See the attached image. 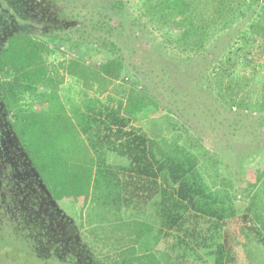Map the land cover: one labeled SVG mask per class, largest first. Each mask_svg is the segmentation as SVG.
Returning <instances> with one entry per match:
<instances>
[{
	"label": "trees",
	"instance_id": "obj_1",
	"mask_svg": "<svg viewBox=\"0 0 264 264\" xmlns=\"http://www.w3.org/2000/svg\"><path fill=\"white\" fill-rule=\"evenodd\" d=\"M29 1L0 0V13L17 23L0 46V257L264 264V167L236 208L227 167L205 158L184 121V98L201 82L213 104L207 130L221 147L238 160L248 155L236 143L262 136L264 126L241 129L248 114L264 123V98L255 108L248 102L260 80L252 49L264 40V0H136L134 17L124 0H45L38 18ZM146 35V54L161 70L169 49L204 63L196 82L166 86L181 99L161 97L128 62ZM63 46L72 57L48 65ZM136 53L143 68L148 59ZM64 76L81 88L78 103L60 95ZM159 109L183 123L163 117L170 139L134 127ZM66 195L81 203L77 218L57 204Z\"/></svg>",
	"mask_w": 264,
	"mask_h": 264
},
{
	"label": "rangeland",
	"instance_id": "obj_2",
	"mask_svg": "<svg viewBox=\"0 0 264 264\" xmlns=\"http://www.w3.org/2000/svg\"><path fill=\"white\" fill-rule=\"evenodd\" d=\"M33 1L36 2L37 7L35 8L36 10L32 8L31 11L34 12L35 14L34 17L38 18V15H40L44 10V8H42V3H44L45 0H31L29 2H33ZM124 1H127L126 11L130 15H133V17L136 16L137 15V13L135 12L136 0H124ZM38 21L39 23H37L36 26L42 27L43 25L40 24V19ZM148 37L149 36L146 35L142 41H139L137 50L131 54L130 60L127 61L131 63L132 67L134 68L136 67L138 70H140L138 71L139 73H141L142 71L144 75H147L146 78H148L150 81L149 86L152 88L154 87L158 88L160 95L162 93L161 97H163L166 100H169L170 102L181 99L182 98V95H180L181 91H176L177 92L176 94L173 93L171 94L170 90L166 89V86H173L172 83L174 85L176 84L185 85L186 83L187 84L190 83L191 85V82H196L197 72L204 67V63L201 62V60L198 58H193V60L190 58L192 60V64H188L189 62L188 58L185 59L181 58L178 53L170 52L172 50L169 49V51H166L163 58L168 60L166 65H169V67L161 70L160 66H154V64L157 62L151 60L150 58L151 52L150 55L146 54L150 51V44L152 42V40L148 41ZM153 38L156 43L161 42V38L157 37L155 33ZM94 44H97V46H99L98 43H94ZM62 48L66 49L67 47L66 46L60 47V49ZM222 48H223L222 45H219L217 50L214 49V51L216 53H219L220 51H222ZM102 50L98 49L99 52L100 51L102 52ZM63 51L64 50H59L58 52L56 51L55 54L47 60V64L57 65L60 61L68 60L70 59V57H72L70 55H62V53H64ZM137 51L141 53H143L144 51V54L146 56V57L144 56V58L148 59L146 64H143L145 65L143 68H140V63H139L140 61L138 60L140 59V57L139 55H137L136 53ZM74 53L73 55L75 56ZM252 54H253L252 56L253 65L256 66V70L259 75L258 79L260 80L258 81L259 84L257 86V90L254 92V94L251 95V99L248 102L252 108H255V105L259 104L262 101V97L264 98V40L259 41L258 46L253 47ZM136 56L138 59H136ZM95 61L99 62V58L98 59L96 58ZM237 69H239V66H237ZM142 73L137 75L138 78H140L141 75L144 76ZM116 83L119 84V81H117ZM201 89H202L201 82L199 85H193L192 86V91L194 90V93L192 94L193 96L189 95L184 98V101L186 102L184 107L186 108V112L188 115L187 117L185 116L187 120L183 119L188 125V127H186L185 130L188 132L189 136L191 137L190 140L195 141L196 139V141H198L199 146L203 151V154L204 153L206 154L205 158H207L208 156H210L211 158L217 157V161L223 162L224 165L227 167L225 169L224 175L222 176L227 177L228 181H230L228 190L231 193V198L235 207L242 209L247 203V195L249 193L248 192L249 183H253L255 181L254 175L256 173H259L260 172L259 170L264 167V131L262 132V130L264 129V128L262 129L264 123L258 125L257 123H255L256 118L254 116L253 118L249 117L248 116L249 114L247 115L246 118L242 120L243 128L241 130L243 134L247 133L246 130L251 131L252 128L254 127L258 128L259 131H261L263 134L261 137H259V139L258 138L253 139L252 137L247 135V139H244L243 141L241 140V143H236V145L245 148L243 151L246 152V154L248 155L244 157L241 156L242 158H239L238 160L240 161H238L237 158H235V156L231 154L232 152L229 149L221 147L220 144L222 141L221 136L217 135L215 138L212 136V134H210V132H208L207 129H209L210 127H209V122L207 120L210 119L206 120L204 118L208 115L209 116L214 115L212 111L211 114H208L207 111V109H211V106L213 104L210 105L212 103L211 100L204 99V95L205 97H207V95L203 94ZM59 93L63 98L66 97V100H69L71 102L78 103L82 98L80 94L81 88L66 76H64L63 83L61 84L59 89ZM180 104L181 103H179V105ZM164 116H168L169 119L176 122L177 124L182 123V121H180L174 114L170 115L165 111L160 110L157 116L151 118L150 120H146L138 124H135L134 127L140 128L150 137H151V131L153 129H155L156 131L159 130L161 136H163L166 139H170V135L164 125L166 121V119H163ZM152 122L156 123V125L152 126L151 124ZM247 147L250 148L248 149ZM201 163H202V159H201ZM205 164H206V168L209 169L210 168L209 165H211V162ZM218 173L220 175L221 171L218 170ZM211 177L213 178V175ZM233 178H237L238 181L237 182L233 181ZM57 204L66 214H68L71 217L77 218V214L79 213V207L81 206V203L78 202V200L75 201L70 195H66L64 196L63 199L58 200ZM19 260L14 262L12 261L11 264H40L36 260H31V259L29 260L23 257L20 258ZM0 264H10V263L5 262V258L2 256L0 257Z\"/></svg>",
	"mask_w": 264,
	"mask_h": 264
},
{
	"label": "flooded vegetation",
	"instance_id": "obj_3",
	"mask_svg": "<svg viewBox=\"0 0 264 264\" xmlns=\"http://www.w3.org/2000/svg\"><path fill=\"white\" fill-rule=\"evenodd\" d=\"M13 17V15L7 12H4L0 16V46L8 36L10 37L11 34L17 33V23Z\"/></svg>",
	"mask_w": 264,
	"mask_h": 264
},
{
	"label": "built area",
	"instance_id": "obj_4",
	"mask_svg": "<svg viewBox=\"0 0 264 264\" xmlns=\"http://www.w3.org/2000/svg\"><path fill=\"white\" fill-rule=\"evenodd\" d=\"M62 50V49H61Z\"/></svg>",
	"mask_w": 264,
	"mask_h": 264
}]
</instances>
